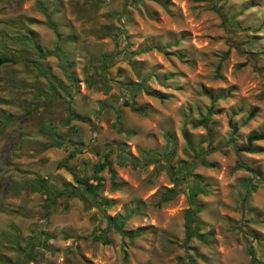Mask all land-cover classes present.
Masks as SVG:
<instances>
[{
    "label": "rangeland",
    "instance_id": "374dc122",
    "mask_svg": "<svg viewBox=\"0 0 264 264\" xmlns=\"http://www.w3.org/2000/svg\"><path fill=\"white\" fill-rule=\"evenodd\" d=\"M157 1L0 0V264H264V0Z\"/></svg>",
    "mask_w": 264,
    "mask_h": 264
},
{
    "label": "trees",
    "instance_id": "16d2710c",
    "mask_svg": "<svg viewBox=\"0 0 264 264\" xmlns=\"http://www.w3.org/2000/svg\"><path fill=\"white\" fill-rule=\"evenodd\" d=\"M133 1V0H131ZM154 2H157V0H153ZM264 54V53H263ZM6 62H11L9 61L8 59L6 58H0V65H2L3 63H6ZM218 70H219V66L216 67L215 69V77H217V73H218ZM138 87L137 85H134L132 87H129V91L131 93V96H134L135 93H136V90H138ZM148 93V92H147ZM148 95H152L151 93H149ZM205 95L207 96V98L209 99V107L205 113L204 116L198 118V120L196 122H193L191 123V128H197V127H201L203 128L204 130L207 131V133H210L211 132V128L209 127L208 123H209V120H210V116H211V111H212V106H213V103L219 99L218 96L216 97H211L207 92H205ZM123 106H128L132 111L134 112H138L139 110L137 108H134L133 107V104L132 102L131 103H128V104H123ZM255 112L256 110L255 109H252L250 110V112L248 113V115L246 116L245 120L243 121V123L249 121L254 115H255ZM231 117L230 116L227 120V124H228V127L230 128L231 132L234 133L236 131V127L232 126L231 124ZM69 119H77V120H80L81 118H79L78 116L70 113L69 114ZM69 119H67L66 121H69ZM256 142H264V130L263 131H254V132H251L249 134L246 135L245 139H244V144H242L241 146L239 147H234V152L235 154H239V153H245V154H252L254 153V148H253V144L256 143ZM108 154L109 152H104L102 153L100 156H99V159L97 161V163L93 166V172L95 174L99 173L100 171H102V169L104 167H107V171L110 175V178L113 177V173L112 171L108 168V165H107V162H106V159L108 157ZM202 165H205L204 162H200ZM242 168L248 172H250V170L248 168H245L242 164H240L238 161L236 162L235 164V167L234 168ZM57 168H64V164H59L57 166ZM233 168V169H234ZM75 179V182L80 185L83 181L81 180H78L76 178ZM84 183H85V190H89V191H93L95 189V185H92L90 183H88V180H84ZM69 185H65L64 186V191H61V192H55V198L57 197H61L62 195H64V192H66L67 189H69ZM84 190V192H80L81 195L80 197H82L81 201H83L84 203H88V202H94V198L93 196H91L92 194H89V193H86ZM40 191H42V193L46 196L45 197V200L46 199H49V195H50V192L48 190H45L43 189V187L40 188ZM86 193V194H85ZM175 187L171 188L170 190H167L165 191L162 196H161V201H167L169 199H171L174 194H175ZM196 194H204V191L201 190V189H198L197 188V183L193 182L191 183L190 187H189V197L190 199H193V197H195ZM71 195V194H70ZM83 195H86L89 197V201L86 200L85 198H83ZM197 212V207L196 206H193L191 209H188L185 213V224H184V241H188L190 238L192 237H196V238H200V236L196 235L195 232H192L191 231V228H190V223H193L192 221L194 220V215L195 213ZM46 217V216H45ZM264 219V217H263ZM124 218H117V219H108V222L110 223V225L115 229V231H117V233L124 237V236H127L130 238L129 235L126 234V232L122 229L123 225H124ZM41 235V234H40ZM45 237H43L44 239ZM37 241L40 240V238H36ZM27 256H26V260H29L30 258V254H31V251H28L27 252ZM30 261V260H29Z\"/></svg>",
    "mask_w": 264,
    "mask_h": 264
}]
</instances>
